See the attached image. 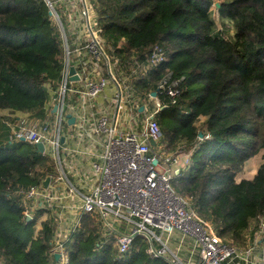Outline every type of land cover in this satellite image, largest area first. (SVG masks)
<instances>
[{
    "label": "trees",
    "instance_id": "16d2710c",
    "mask_svg": "<svg viewBox=\"0 0 264 264\" xmlns=\"http://www.w3.org/2000/svg\"><path fill=\"white\" fill-rule=\"evenodd\" d=\"M97 1L109 50L144 61L150 45L166 48L167 60L135 83L140 94L156 90L167 72L184 77L175 103L159 96L167 104L157 115L162 136L191 151L189 167L172 183L220 237L241 246L250 222L264 216V0L219 2L221 16L233 24L231 37L214 24V0ZM62 66L59 34L45 2L0 0V109L45 117L46 84L58 87ZM7 128L0 133V264H55L52 219L36 234V219L25 216L16 193L45 178L48 157L28 142L10 143ZM258 153L253 177L237 181ZM96 232L82 228L70 245L68 240L67 264H167L150 258L140 239L137 250L117 260L111 245L97 248Z\"/></svg>",
    "mask_w": 264,
    "mask_h": 264
},
{
    "label": "built area",
    "instance_id": "2783aa9c",
    "mask_svg": "<svg viewBox=\"0 0 264 264\" xmlns=\"http://www.w3.org/2000/svg\"><path fill=\"white\" fill-rule=\"evenodd\" d=\"M43 1L59 34L61 78L45 105V117L10 110L5 119L10 143H42V153L54 164L39 184L16 190L25 216L31 219L33 210L45 209L55 228L66 221L72 223L71 232L84 218L93 219L97 248L111 245L117 260L137 250L135 240L140 239L150 258L167 264H264V248L220 237L195 202L172 183L189 167L190 153L165 152L157 115L167 104L159 96L175 103L184 77L167 72L146 94L135 87L167 60L166 48L150 45L144 61L119 56L103 36L97 0ZM109 85L113 94L101 105L98 98ZM59 234L52 238V254H59L55 264H67V240H57Z\"/></svg>",
    "mask_w": 264,
    "mask_h": 264
},
{
    "label": "rangeland",
    "instance_id": "374dc122",
    "mask_svg": "<svg viewBox=\"0 0 264 264\" xmlns=\"http://www.w3.org/2000/svg\"><path fill=\"white\" fill-rule=\"evenodd\" d=\"M220 1L221 0H214V3L212 5V7L210 8L211 16H212V18L214 20V24H215L216 28L218 30L223 31L225 36L231 37L233 35V33H234L233 24H232V22L230 20H228V19H226V18L221 16V14L219 12V9H218ZM62 57H63V55H62ZM46 86H47L48 92H49V99H51V97L53 98V96H55L56 89L50 83H47ZM109 88L111 89V93L113 94L112 85H109ZM157 119H159V118L157 117ZM9 129H10V127L7 128V131H9ZM161 142L164 145L165 152L168 153L169 155H176L177 154V155L185 157V155H188L189 153L191 154V151L189 149H187V145L184 142H182V141H178L174 145H170L169 142L167 141V139L161 135ZM260 155H261V153H258L255 156H253L251 159L246 161V163L243 165L241 171L235 177V179L237 181L240 178H252L253 177V175L255 174V172L257 170V167H258V165H259V163L261 161V156ZM44 166L42 167L43 168L42 171H44L45 173H47V172L50 173V172L53 171L54 164H53V161H51L50 159L47 160V162L45 163ZM71 181H73V180H71ZM45 205L47 206V203ZM49 207H51V206L49 205ZM60 210H61L60 208H57L55 210L54 214L56 213V215H57V213H59ZM33 211L31 212V214L36 219L35 224H34L35 233L36 234H38V233L40 234V232L42 230V222L47 220V219H50V218L52 219V217L50 215V212L49 211H45V209H41L40 210V211H43V213H41V215L35 214L36 211L34 213H33ZM65 218L66 217H64V219ZM72 219H73V217H72ZM261 219H262V216L259 217V218L253 219L250 222V225H249L248 229L245 231V234H244L245 235V240L241 242V244H242L241 246H244V245H247V244H251V245L252 244H254V245L256 244V248L257 247L258 248H264V231H263L264 228L263 229L259 228ZM71 224H70V222H66V221L62 222L61 221V223L57 224V226H59V227L62 226V228L61 229H57V228H55L56 223H53L52 224L53 227H54L53 236H54L55 232H56V234L60 233L59 235H57V237H58L57 240L61 239L63 242H65L66 240L68 242V240H69V245H70V243L73 241V240H71L73 235L78 233L80 230L82 231V228L88 229V227H89V228L93 229V228H95L94 225H96V223H95V221L93 219L86 218L85 221L83 220V221L80 222V227L79 228H77V229L73 230V232H71ZM224 238L231 239V238H228V237H224ZM68 254H69V250L67 248V253L65 251L64 255L69 257Z\"/></svg>",
    "mask_w": 264,
    "mask_h": 264
},
{
    "label": "crops",
    "instance_id": "0c3cea01",
    "mask_svg": "<svg viewBox=\"0 0 264 264\" xmlns=\"http://www.w3.org/2000/svg\"><path fill=\"white\" fill-rule=\"evenodd\" d=\"M124 43V40L123 42H121V44ZM105 91V92H104ZM103 91V94L101 93V95L99 96L98 98V102L102 105V103H104V98H108L111 96V89L110 88H106L105 90ZM10 111L9 109H0V133L6 129V125H5V119H6V113ZM16 115H24V114H31L30 112H22V111H17V110H13ZM127 124V123H126Z\"/></svg>",
    "mask_w": 264,
    "mask_h": 264
},
{
    "label": "water",
    "instance_id": "95a60500",
    "mask_svg": "<svg viewBox=\"0 0 264 264\" xmlns=\"http://www.w3.org/2000/svg\"><path fill=\"white\" fill-rule=\"evenodd\" d=\"M70 72H71V73H74V69H73V68H70ZM72 79H76V77L73 76ZM141 109H142V108H140V110H141ZM73 121H74V120H73L72 117H70L69 120H68V122H70V123L73 122ZM151 144H154V142L151 141ZM36 147H37L38 151L43 152V144H42V143H38V144H36ZM48 180H49V178L47 177V178L43 181V184L46 185V184L48 183ZM58 257H59V254H55V258L58 259Z\"/></svg>",
    "mask_w": 264,
    "mask_h": 264
}]
</instances>
